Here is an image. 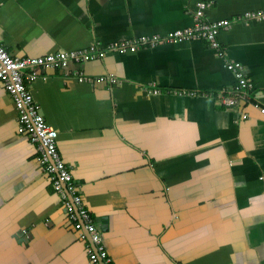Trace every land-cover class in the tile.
I'll return each instance as SVG.
<instances>
[{
    "label": "crops",
    "instance_id": "1",
    "mask_svg": "<svg viewBox=\"0 0 264 264\" xmlns=\"http://www.w3.org/2000/svg\"><path fill=\"white\" fill-rule=\"evenodd\" d=\"M196 1L0 0V43L37 57L165 35L193 24ZM259 10L215 0L205 18L231 21L219 49L106 51L29 82L114 264H264V19L244 17ZM17 115L0 81V264H91Z\"/></svg>",
    "mask_w": 264,
    "mask_h": 264
},
{
    "label": "built area",
    "instance_id": "2",
    "mask_svg": "<svg viewBox=\"0 0 264 264\" xmlns=\"http://www.w3.org/2000/svg\"><path fill=\"white\" fill-rule=\"evenodd\" d=\"M214 1L197 0L193 11V24L185 28L174 29L165 35H142L123 41H111L103 47L96 44L87 49L53 52L37 57H15L0 43V81L13 98L18 114V130L34 143L37 160L49 176L54 190L60 197L64 211L74 229L78 231V236L80 239H88L85 248L91 264H114V262L102 243L93 216L82 203L78 182L75 181L70 168L61 158L57 148V131L46 122L28 84L36 77L39 69H66L72 61L83 62L101 58L106 51L126 53L133 52L140 47H154L163 43L190 39H204L211 48L219 49L218 33L228 28L231 21L229 19L210 21L205 18V10ZM244 17L264 19V10L245 13ZM225 66L235 76L234 94L238 96L248 91L251 82L241 64L225 60ZM71 73L79 81L91 80V77L82 75L77 70ZM107 80L112 83L115 78L108 76ZM149 91L157 92V90ZM191 94L194 93L191 92ZM224 102L226 105H233L235 98L225 96ZM260 109L264 113V107Z\"/></svg>",
    "mask_w": 264,
    "mask_h": 264
}]
</instances>
